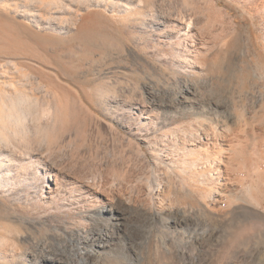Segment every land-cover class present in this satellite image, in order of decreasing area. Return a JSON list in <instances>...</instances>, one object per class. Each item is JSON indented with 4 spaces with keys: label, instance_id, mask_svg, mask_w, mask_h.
Here are the masks:
<instances>
[{
    "label": "rangeland",
    "instance_id": "1",
    "mask_svg": "<svg viewBox=\"0 0 264 264\" xmlns=\"http://www.w3.org/2000/svg\"><path fill=\"white\" fill-rule=\"evenodd\" d=\"M263 8L264 0H0V133L14 159L9 185L0 182V264H42L58 245L53 233L68 241L73 230L82 237L97 230L87 216L54 211L40 199L41 183L30 179L40 169L21 157L27 141L35 158L42 153L68 175L95 177L102 190L128 195L153 175L157 158L166 159L151 149L147 129L166 134L216 125L227 127L230 182L237 193L256 189L261 204L260 216H236L215 228V251L209 248L208 256L219 259L227 240L245 228L237 246L250 264H264ZM163 17L159 29L155 19ZM186 85L192 92L183 99ZM16 114L27 124L24 143L25 136L13 137L24 125L12 120ZM183 154L193 160L204 151ZM192 173L185 189L166 188L170 205L187 211L197 206L203 185Z\"/></svg>",
    "mask_w": 264,
    "mask_h": 264
},
{
    "label": "bare ground",
    "instance_id": "2",
    "mask_svg": "<svg viewBox=\"0 0 264 264\" xmlns=\"http://www.w3.org/2000/svg\"><path fill=\"white\" fill-rule=\"evenodd\" d=\"M261 12L264 13V8ZM163 19L164 17L155 19L159 29L163 26ZM186 52L187 50L183 49L181 51V56H186ZM190 92H192L191 87L186 85L182 91V98L185 99L187 93ZM23 103L24 101L20 100L18 104L20 105ZM21 108L20 110H22ZM20 110L18 111L22 112ZM255 112H253V114ZM22 118L23 116L21 119ZM21 119L20 115H17L12 120L14 122H19ZM25 123L22 121L21 124L24 125H21L19 133L17 135L14 133L13 135L15 139H18L20 136H25L24 138L20 137L23 139V143L26 140L25 138H28L27 136H29L27 127L25 126L27 124ZM226 129L227 127L217 125L210 128L202 126L194 130L177 128V130H169L170 132L166 134L163 133L164 130H162V128L157 129L155 126H152L151 129H147V138L149 139L150 145H153L151 146V149L163 152L166 159L161 160L160 157L157 158V160L154 161V168L151 173L153 175L148 177L146 176L145 181L139 179L142 181L141 184L139 183V186H135L131 194L129 193L128 195H124L121 192H114L113 189V191L102 190V185L100 186L95 177L89 179L68 175L69 173H64L60 166L57 165L58 162L55 163L49 159L51 157H45L41 153L37 155V158H35L32 155L33 153H31L32 151H30V148L32 147L28 145L30 143L28 141V143H24V145L28 148V151H25V149L24 154L22 151L21 154L23 155H21V157L27 160L29 167H33L36 164L40 169L38 175L33 173V176L30 178L31 180H39L41 183L40 199H45L43 201L49 202L48 204L51 203L55 208L54 211L57 210L65 213L73 212L80 214L81 216L85 215V217L87 216L92 224L97 227L96 232L94 231V233L90 236L88 235L89 237H82L79 229L73 230V237L68 239V241L62 240V237L58 233H53L50 238L58 245L54 248L51 247L52 249H50L49 252L47 251L46 255L42 257V264H91V262L94 264H250V257L246 252L242 251L241 248L237 246L238 242L246 237V234H248L244 233L247 231L244 227H241V229H244H242L237 237L235 236V239H232V241L229 239L230 243H228L229 240H227V248L224 250L222 248L223 252H220L223 254L221 256L219 255L220 257L218 256L219 259H217V255L215 254L214 258L216 257V259L208 256V252L211 251H209L211 246L210 241H213L216 234V230L214 231L215 228L225 226L229 219L236 216H243L245 214H252L256 216L258 213L257 208H259L261 204L259 201L260 195L257 197L256 192L253 193L256 189L246 186L243 191H247L237 193L236 188L233 187L229 180L230 176L228 174L229 169L227 166V163H229V155L226 147L228 142H225L224 133ZM157 130H161L158 135L159 139H157L156 135L153 138V132H156ZM252 135L255 134L253 133ZM32 136L34 137V135ZM5 138L6 137L0 133V182L2 185L8 186L10 177L9 166L14 159L8 158L9 155L4 151L6 148L2 147V143L6 140ZM50 139L52 140V138ZM161 139L167 141L168 144H164L163 146H159V144L155 145L158 143L157 141ZM240 145L242 144L237 146L239 147ZM44 149H46V147ZM187 149H199L200 151H204V154L198 159L191 160L186 158L183 154L184 150ZM263 152L264 151L261 153ZM243 156H245V154ZM248 161L250 160L248 159ZM243 164L246 165V163ZM4 170L7 171L2 174ZM78 171L79 170H77V172ZM192 172L197 174L199 181L203 185L201 191L199 193L197 192L198 196L195 197L197 206L194 207L192 211H187L178 206H172V204L170 205L168 201L169 198L165 197L166 188L175 187L180 189L182 188L181 190H183V188L185 189L183 184H187V181L189 180L186 175L190 173L193 174ZM95 175H97V173ZM256 178L257 176L255 179ZM136 180H138V178ZM257 181L260 180L257 179ZM252 183H255V181ZM188 189L189 188H187L186 191ZM126 191H128V189ZM190 191L188 190L187 192L189 193ZM258 191L257 193H259ZM258 215L260 216V214ZM185 227L189 228H186L187 230L184 232L180 231V228ZM84 228L85 227H83V229ZM250 229L251 228H249V230ZM59 230H62L63 232L68 231L65 226H60ZM86 247L94 248L100 254H96L95 251L93 252V250H88ZM220 252H218V254ZM72 257L79 259V263H75L76 261L74 262Z\"/></svg>",
    "mask_w": 264,
    "mask_h": 264
}]
</instances>
